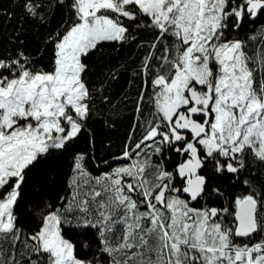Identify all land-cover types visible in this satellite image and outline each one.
Segmentation results:
<instances>
[{
	"label": "snow or ice",
	"instance_id": "1",
	"mask_svg": "<svg viewBox=\"0 0 264 264\" xmlns=\"http://www.w3.org/2000/svg\"><path fill=\"white\" fill-rule=\"evenodd\" d=\"M20 6L0 264H264V0Z\"/></svg>",
	"mask_w": 264,
	"mask_h": 264
},
{
	"label": "trees",
	"instance_id": "2",
	"mask_svg": "<svg viewBox=\"0 0 264 264\" xmlns=\"http://www.w3.org/2000/svg\"><path fill=\"white\" fill-rule=\"evenodd\" d=\"M21 0H0V47H5L8 44L9 38L15 34V32L19 29L21 18L23 17V10L21 8ZM6 9L8 12L12 13L9 16L3 10ZM59 16V13H58ZM26 27H31V21H25ZM29 41L32 46L35 47V40L29 34ZM131 50H126L121 55H127ZM97 72L100 71V68L97 67ZM121 86H126L121 82ZM127 125V120L121 121L117 124L115 129H109L107 126L98 125V139L99 145H104L107 139H112L114 143L118 144L119 139L123 137L125 128ZM67 163V160H65ZM57 165L53 164L52 167L55 168ZM51 174V173H50Z\"/></svg>",
	"mask_w": 264,
	"mask_h": 264
}]
</instances>
